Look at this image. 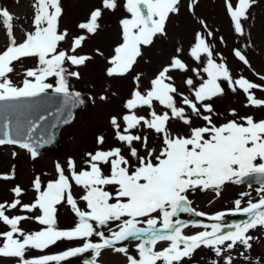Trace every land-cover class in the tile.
Masks as SVG:
<instances>
[{"label":"snow or ice","instance_id":"1","mask_svg":"<svg viewBox=\"0 0 264 264\" xmlns=\"http://www.w3.org/2000/svg\"><path fill=\"white\" fill-rule=\"evenodd\" d=\"M198 2L192 0L190 10ZM258 2L237 0L234 6L232 0H226L234 30L240 36L246 34L243 22L249 19L250 9ZM180 5L181 0H126L124 7L129 16L120 21L121 42L108 58L110 67L106 75L124 77L132 72L138 58L143 57V48L152 46L157 38H167L168 21L171 15L179 14ZM31 7L33 30L25 31L19 42L14 34L13 14L0 7V22L8 38L7 47L0 51V146L19 145L36 158L41 144L50 142L38 134L42 127L38 121L47 117L22 118V109L52 90L63 97L65 111L60 113L66 117L63 122H71V109L85 101L80 92L71 90L69 84L70 78H80V72L70 71L65 65L86 66L92 56L78 54V50L89 35L98 33L103 11H115L118 5L117 0H102V7L93 9L88 20L77 25L85 33L77 36H71L67 29L60 27L64 13L61 0H33ZM200 23L206 31L196 33L189 55L202 64V68L190 70L179 55L183 49L178 47L177 54L158 70L148 88L141 89L142 74L134 76L133 90L123 105L127 112L109 119L121 147L107 150L98 147L94 152H87L85 167L80 170H77L76 161L69 158L67 175L65 168L57 163L55 180L45 185L39 176L34 178L37 197L31 204H22L20 199L7 206L0 203V223L10 229L0 231V240L3 241L0 243V258L14 259L16 264H60L70 257L91 251L93 259L86 264H97L102 252L111 250L122 254L127 264H183L185 258L190 260L196 250L204 247L224 258V264H233V257L226 253L238 245L252 248L251 241L255 237L250 232L258 227L264 229V120L239 116L232 109L229 115L234 118L218 124L216 118L220 113L212 101L225 95L222 82H227L232 92L243 90L249 105L264 107V100L257 99L251 91L264 90V85L243 76L234 78L222 56L217 62L215 57L218 54L209 42L214 33L207 30L203 20ZM68 40L71 41L69 48H62V42ZM96 51L103 56L99 49ZM234 55L251 68L240 49H235ZM23 58H35L37 65L25 69L22 86H17L10 74L14 71V63ZM173 71H192L199 83L188 76L183 81L189 92L185 94L175 84L171 75ZM50 77L56 78L55 84L47 82ZM260 80L264 81V76H260ZM108 99L107 95L99 96L101 101ZM89 100L96 103L95 97L89 96ZM157 105L161 106L159 111ZM141 110H147L148 114L140 115ZM194 118L203 123L195 125ZM172 122L184 125L186 132L174 133ZM146 133H153L160 143L153 146ZM96 143L103 146L105 137L97 136ZM124 148H127L128 155L124 154ZM14 178V167L11 174H0V179ZM253 181L259 185L256 189L259 199L256 202L248 199L244 207L242 201L251 197V192H241L240 198L234 200L233 209L212 215L197 211L189 200V193L197 190H210L218 197L228 183L241 185L247 182L251 188ZM73 184L83 189L80 200L85 202L87 210L78 206ZM12 191L20 197L23 189L16 186ZM63 203L70 205L78 217L71 229L57 226L58 206ZM18 206L31 215L10 217L6 214L8 209H17ZM181 213L207 217L214 223L192 221L189 225L179 219ZM235 214L248 218L241 223L225 222L227 215ZM28 220H35L41 229L24 231L22 222ZM113 223L115 229L110 226ZM189 226L203 230L186 235L184 229ZM93 237L98 240L94 241ZM129 239L139 241L136 245L138 256L131 255L127 247L117 246ZM62 240L84 243L58 255L27 256L31 250L44 251ZM161 242H167L168 246L156 250ZM212 264L220 262L216 260Z\"/></svg>","mask_w":264,"mask_h":264},{"label":"rangeland","instance_id":"2","mask_svg":"<svg viewBox=\"0 0 264 264\" xmlns=\"http://www.w3.org/2000/svg\"><path fill=\"white\" fill-rule=\"evenodd\" d=\"M126 0H117V9L115 11L104 10L99 23L101 28L95 35H89L83 47L78 50V54H87L92 59L87 62L86 66L75 67L66 64L70 71H79L80 78H70L69 84L71 90L78 91L82 94L84 103L77 111L76 117L63 126L60 130V143L62 153L56 155L50 152L42 156L32 158L26 149H22L19 145H3L0 146V174H11L13 167L15 169V178L10 180L0 179V203L7 204L15 199H20L22 204H31L35 201L37 193L33 188V180L39 176L43 184H47L50 180L57 178L56 164L59 163L65 168V174H68L67 161L72 158L77 163V170L85 167L84 161L87 159V152H94L98 147L105 150L111 147H121L120 142L115 139V133L109 123L111 116L120 117L127 110L123 107L125 101L130 97L134 87V76L142 74L141 89L150 86V80L154 78L158 70L166 65L173 55H176V49L181 47L180 57L188 64L189 69L202 68L203 65L195 61L190 55L191 46L195 42L197 32H205L206 29L201 25L203 20L207 25V30H211L214 35L209 42L214 46L215 52L218 54L215 58L220 62V57H224L234 78L245 77L251 82L258 85H264V81L260 80V76H264V0L259 2L250 9V17L244 21L245 35L240 36L235 32L233 22L226 8V0H199L198 4L190 10L192 0H181L180 12L177 15H171L167 24V38H157L150 47L143 48V57L138 58L137 64L132 72L124 77H108L106 70L110 67L108 58L113 55V49L121 42V26L122 18L129 16L125 10ZM235 6L237 0H232ZM33 0H0V7L7 8L13 14L14 34L19 41L24 38L25 31H32L33 8L31 7ZM64 13L61 19V29H67L71 36L85 34L78 29L77 25L86 22L90 12L95 8L102 7V0H61ZM221 38H223L221 40ZM71 41L62 42L61 47L68 49ZM8 44L6 29L0 22V51H3ZM97 49L103 53V56L97 54ZM240 49L248 58L251 68L244 65L234 55V50ZM37 60L35 58H23L21 62L14 63V71L10 74V78L17 86H22L25 69L35 68ZM203 74V73H202ZM171 75L174 77L175 84L179 90L185 94H189L183 81L191 76L199 83L195 73L189 71L182 73L173 71ZM206 77V74H203ZM47 82L55 84L56 78L50 77ZM225 88V95L212 101L215 109L220 115L216 118V122L223 123L234 117L229 115L230 110L235 109L239 116H252L255 120H264V107H254L249 105L246 94L243 90L232 92L228 88L227 82H222ZM257 99L264 100V90L257 88L251 90ZM100 95H107V101L99 100ZM89 96L96 98L93 104L89 100ZM157 105V110H160ZM140 115H147V110H141ZM203 121L194 118L195 125H201ZM172 130L174 133L183 134L186 127L179 122H172ZM149 135L150 143L157 146L160 140L153 133ZM99 135L105 137V144L99 146L96 138ZM143 152V150H141ZM15 153V155H13ZM124 154L128 155L127 148H124ZM105 172H108L105 166ZM20 186L23 189L22 195L16 197L12 189ZM259 185H252L251 188L246 184L235 185L228 183L223 186L220 195L217 197L212 191L202 192L200 190L189 193V200L192 207L197 211L207 214H215L220 211H227L234 208V200L239 197L241 192H251V197H245L242 201V207L247 205L248 199L256 202L259 197L256 189ZM73 195L77 199L78 206L82 210H87L84 201L80 197L84 194L83 189L73 184ZM7 215H31L23 211L19 206L17 209H8ZM39 215V212L35 213ZM246 215L235 214L227 215L225 222L235 224L238 220ZM175 219V218H174ZM179 219L188 222L200 221L207 217H198L189 213H181ZM208 220V219H207ZM78 221V217L74 214L71 206L63 203L58 206L57 226L59 228H73ZM115 229L116 225H110ZM35 220L22 222V228L26 232H34L41 229ZM10 230L8 226L0 223V231ZM106 230V229H105ZM202 228L191 227L184 229L186 235H192ZM210 230V229H209ZM255 237L251 249H246L243 245L237 248L238 251L234 256V264H264V229L258 227L250 232ZM93 240H98L93 237ZM64 245H62L64 242ZM79 240L58 241L55 245H51L44 251L31 250L27 253L28 258L38 257L42 255H58L62 252L78 246ZM0 243H3L0 240ZM139 241L129 239L117 244L118 247H127L131 255L138 256L136 245ZM62 245V246H61ZM167 242H161L157 245L156 250H162L167 247ZM210 250V249H209ZM199 259L206 260L205 249L201 248ZM243 253V255H240ZM84 255L89 256V260L93 259L91 251L71 257L63 261L61 264H86ZM208 259V258H207ZM14 259L0 258V264H15ZM56 264V262H52ZM97 264H127L126 258L122 254H117L111 250H104L101 257L97 258ZM162 264V262H159Z\"/></svg>","mask_w":264,"mask_h":264},{"label":"water","instance_id":"3","mask_svg":"<svg viewBox=\"0 0 264 264\" xmlns=\"http://www.w3.org/2000/svg\"><path fill=\"white\" fill-rule=\"evenodd\" d=\"M80 106L81 105H77L71 109L72 117H74L76 109ZM64 111L63 97L54 92H48L46 95L42 94L41 97L36 98L34 102L22 109V118L36 119L41 115L47 117L46 120L38 121L42 125V127L38 130V134L43 135L44 138L49 139L50 142L41 144V146L37 149L38 155L42 154L47 149L57 153L60 152L58 144V129L64 124L63 121L66 117L60 115V113ZM253 183L255 182L253 181L252 184Z\"/></svg>","mask_w":264,"mask_h":264},{"label":"trees","instance_id":"4","mask_svg":"<svg viewBox=\"0 0 264 264\" xmlns=\"http://www.w3.org/2000/svg\"><path fill=\"white\" fill-rule=\"evenodd\" d=\"M62 245H64V243H63ZM62 245H61V246H62ZM225 255H227V254H225ZM215 261H216V260H215ZM188 264H197V263L194 261V259H190L189 262H188Z\"/></svg>","mask_w":264,"mask_h":264}]
</instances>
